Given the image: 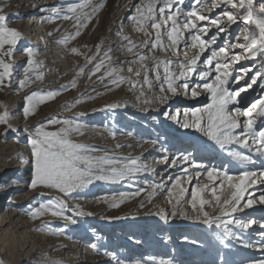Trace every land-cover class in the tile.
I'll use <instances>...</instances> for the list:
<instances>
[{"label": "rangeland", "instance_id": "rangeland-1", "mask_svg": "<svg viewBox=\"0 0 264 264\" xmlns=\"http://www.w3.org/2000/svg\"><path fill=\"white\" fill-rule=\"evenodd\" d=\"M3 1L9 4L8 8L11 14H0L8 18V26L10 28L19 30L22 35L13 50V57L11 58L13 66L12 72L14 70H18L19 72L13 75L10 81L5 82L6 86L0 87V105H3V107H0V115L6 110L9 113L10 123L12 125V117L14 116L13 107L17 103V101H14V94H18L20 91L16 89L19 86L16 85V77L20 74L21 70L26 69L28 61H19L18 63L17 60L18 56L20 53L22 54L25 48H33V51L35 49L34 53L40 54H37L38 56L34 55L32 59L40 64V67L36 68L35 72L43 73L44 79L42 82L38 81L33 83L40 88L29 89L30 91H28L27 94L21 95L23 98L19 97L20 102L22 103L25 97L33 92L43 91L46 93L62 88L64 90L54 99L38 105L40 111L34 119L38 123L34 122L31 126L26 127L24 129L25 132L20 128L16 129V127L12 125L16 131L9 130L7 135H5V126L0 125V134H2V136H0V145L8 142L10 139H14L18 142V136H15V134L19 135V133H24L25 140L21 143H26L30 145L31 148L29 138L33 135L34 128L41 123L46 124L49 119L53 118L71 119L87 125L86 131L87 128H94L100 124V122L96 121L98 118L104 120L105 118L118 117L117 124L114 126V132L120 133L121 130H133V138L140 139V142H133L132 145H137L138 147L130 149L131 151L128 153L131 157L129 158H138L145 164L149 163V168L151 167V169H154L157 161L160 166L155 173L150 171L148 172L149 176L145 175L143 179H145V182H149L148 186L154 184L161 185V187L155 189V195L152 191L150 194L152 197L151 199H149L150 195L147 197V201H150V204L146 205L148 208H141L142 213L136 212L127 214L128 216L126 217L128 220H126V217L122 219L124 214L120 213V209L116 210L115 207L111 206L112 202L110 197H106L107 202L106 198H104L105 195L110 196L111 193L120 194V192L126 188L125 186L129 184L128 181L123 182L122 185H118L120 181L109 182L111 184H106L108 182L105 181H94L86 189L74 192L69 197H64L63 194L56 190H51L58 193L60 198L66 199L69 202L72 201V206L78 205L85 215L74 216V213L70 212L71 210L67 211L65 215L70 217L74 216L77 220L76 224L64 223L66 222L65 220L55 217L61 222L53 221L48 223V228H45L43 231L40 230L41 233H45L44 240L47 241V239L55 237L60 243L63 242V240H66V242H69V240L70 242L72 240L75 241L77 250L74 252L76 253V255H74V264H99L103 261L108 262L106 254H112L116 264H118V260H123L125 264H136V262L145 264V259L148 254H151L152 257L156 259V264H160L161 261H163L164 264H262V262H264V248L261 247L260 233H264V229H256L260 224H264V204L259 202V197L264 195V183H261V181L264 180V176H259L261 172H264V156L259 155L254 150L249 151L247 147L236 143L227 145L222 149L204 133L195 128L184 129L177 123L176 119L171 118L167 120V115L165 114L169 113L170 109L173 111L172 116H175L176 113L179 112V119L183 122L185 111L189 112L188 119L191 120L193 119L191 117L192 110L203 109L210 104V93L202 87L197 86L203 85L204 83H214V77L217 74L215 71L211 72L207 80H201L199 76L201 72L208 71L205 61L206 58L210 56L211 49L236 43L238 37L239 42H243V30L248 28L250 31L258 34L259 30L256 25L254 23L245 25L243 21L238 18L237 23L231 25L224 33L217 34V30L214 27L209 28L207 35L203 38L207 40L216 34L217 40L211 45L208 51L203 53L200 61L197 63L195 72L188 74L189 88H195L199 92L198 97H191L190 92L185 94L183 88L178 89V95L171 96L166 91H160L162 83L165 89H167V84L163 82V64H161L159 68L160 79L158 80L156 77V71L154 70L156 61L183 60L185 52L191 57L195 54L196 50L191 48L185 49L183 47L184 40H182L181 47L178 51L171 48H169L168 51L162 49H157L155 51L150 50L155 39V30L149 25L147 27L149 35L146 36L136 30V24L130 19V17L135 14L136 6L141 3H147L148 0H90L91 5L103 4L104 7L92 14L90 22L87 23L85 28L81 29V35L75 40H71L67 45H62L58 43V41L75 32V21L58 19L53 23L49 22V15L54 6L62 8L63 12H66L69 6L85 3V0H44L46 4L42 6H40V3L43 2V0ZM52 1H55V3L48 4V2ZM27 2L28 6L25 8L26 5L23 4ZM34 4L37 12H39L41 8H46L49 13L42 15H36L34 12H32L33 14L22 13L24 10L33 9ZM262 4H264V0H254V9L257 15H264V13H259V7ZM183 7H192V0H185ZM224 10L235 11L230 6H221L204 14L215 18ZM82 12H91V7L83 9ZM28 16L36 17L37 19H35V21L38 20V22L42 23L43 28L41 30L45 37L42 44H45V46L38 47L36 45H31L38 42L36 38L41 39L39 38L41 30L36 32L38 35L35 37V40L30 41V39H33V34L31 35L32 29L27 30V27L31 24L24 25L26 23H23V20H26ZM15 22L18 23L16 24ZM22 26L26 28L22 30ZM180 27L187 38L188 30L183 28L182 21ZM57 29L60 31L62 29L64 30H62L63 32L61 31L59 35H54ZM49 33H51V35H49ZM61 34L62 38H60ZM125 36L129 37V40L139 45V47L134 48L131 52L127 51L129 42L123 39ZM162 40L164 41V47H168L170 42L167 40L166 32L162 36ZM47 42H49V44L46 46ZM51 43H54V45H51ZM187 43L190 44V39L187 40ZM97 45H101L100 54L96 57V60L89 64L86 61V57H92L96 54ZM72 47H76L81 54L77 55L71 53L70 49ZM231 51L241 53L242 49L236 48ZM106 52L111 59L104 56ZM138 55H143L146 59L141 62L137 59ZM102 58L104 59L105 67L101 69L100 73L92 75L89 79L88 76L94 64L99 62ZM214 64L215 61L213 62V67ZM113 66L122 70L114 74L123 77L125 80V82L119 86L110 83L112 77H106L103 81H99L98 79L100 75L110 70ZM81 67H84V74L78 75V71ZM129 67L133 69V72L127 71ZM244 69H248V71L245 73V71H243ZM171 70L173 72L180 71L176 64L172 65ZM229 70L231 71V76L228 77V84L226 87L229 91H239V96L236 97L238 103L229 104V110L239 108L241 111H247L251 109L256 119L254 129L257 132L264 130V115L255 116L256 109L252 107L257 101H264V86H262L264 85V76L255 77L256 82L252 83V79L256 72L259 71L264 73V57H257L256 59L242 57L238 62L232 63ZM136 71H139L140 75H135ZM145 76L148 77V80L151 82L150 84L144 83ZM73 80H76V88L71 87V82ZM97 80L98 83L94 84ZM131 83H135L137 87H131ZM177 83L182 84L183 81L180 80L177 81ZM248 84H251L250 88H246ZM244 88H246V90L241 91V89ZM166 95L168 99L160 102L161 97ZM78 99L81 100V102L78 104L74 103V101ZM199 99H201L202 102L195 105L194 102H199L197 101ZM187 101L191 102L187 104ZM113 104L119 105V107L114 109H109L107 107ZM156 106L158 110L155 109V113H149L150 109H154ZM18 108H20V106ZM50 109L51 111L48 113ZM94 111L99 113V115H92L93 117L89 116V114H92ZM130 118L138 120V122H131ZM150 118H152V120L154 119V121H149L148 119ZM237 119L240 121V124L235 131L236 133H242L245 131V121L247 117L237 114ZM120 122L123 123L120 125ZM60 127L61 125L46 124L45 131H57ZM110 128L112 129V127L107 126L103 128V130L109 131L108 133L110 134L113 132ZM85 131L83 137L74 133L71 136V140L74 143L83 144L89 149H96V151L92 152L100 151V149L110 153L117 149L125 150V147L117 148L113 146V144H108L109 146H106V144L104 145V143H102L103 140L101 141L98 137L91 139L90 137H92L93 134H89L88 136L85 134ZM138 135L141 138H137ZM144 140L147 142L156 141L152 147L147 148V155L150 156V161L146 159L145 152L142 153V149L145 148L142 144ZM126 141L130 142L128 139ZM249 144H251V140H249ZM163 149H167V152L163 151ZM230 151L240 152L249 156L251 162L241 163L235 160L229 154ZM91 153H89L91 156H105ZM181 153H191L192 158L198 165L227 171L228 174L233 176H238L244 171L257 173L259 178L255 176L252 177L255 183L245 193L246 199L250 196L255 201L253 207L250 209L246 207L232 214L234 217L244 221L255 220L256 223L245 230H241L236 227L235 224H229L228 228L232 236L226 237L224 236L223 228L216 227L215 224L209 227L201 221L193 219L192 217H195L196 213L193 211L190 203L185 204L182 202L181 205L178 206L177 211L174 205L178 195V189L173 185L177 177H184L185 174L183 169L188 167V165L180 163L172 166V161ZM0 154L2 153L0 152ZM143 155L144 157L141 158ZM114 156L117 155H113V157ZM165 157L166 159H164ZM3 158L6 159L7 157L3 156ZM14 158L13 160H16L17 164L16 168H18L24 157L21 154L19 157L15 156ZM179 166H181L180 169L174 171V169ZM170 169L173 171L169 172ZM197 171L203 172L204 169L189 168V174L193 176L191 183L186 179L181 180L182 187L188 189L185 199H190L191 190L197 183V178L195 177ZM31 172L32 170L27 178V186H29V182L32 178ZM134 178L135 177L129 178V181ZM135 179L139 180L141 177L136 176ZM199 183L201 185L208 184L209 186L212 184L205 176L199 177ZM216 183L219 184V181ZM1 184L2 183H0V185ZM102 187H106L107 189H101ZM27 189L29 190V188ZM149 189L150 187L148 190ZM169 190L171 191V196L169 195ZM219 193L220 189H218V194ZM205 198L210 200L213 199L211 192H206ZM53 199L58 198L53 195L31 197L25 207H37L40 203H47ZM246 199L242 201V203H245ZM35 200L36 202L32 203ZM90 200L93 201L91 202ZM144 202H146V200ZM144 202L141 203L140 201H136L134 206L139 208ZM6 205L7 203L3 202L2 207ZM90 205L92 207L89 208ZM206 210L212 213L213 216L219 215V210L217 209L216 212H213L211 205H206ZM173 211H177L176 216H172ZM181 212L188 213L189 218L185 219L180 214ZM159 213H166L169 219L165 221L161 218ZM141 218L142 221H138ZM228 218L229 217H224V219ZM139 222L145 224H139ZM147 224L148 226H146ZM56 229H62L63 231L53 234ZM90 230H95L96 232L89 233ZM149 230L152 234L148 233L150 232ZM123 238L125 240H123ZM221 238H223V243L221 242ZM98 239L100 241H98ZM182 241L184 243L180 246L179 243ZM240 241H245L251 246L245 247ZM134 242L137 243L134 244ZM92 244H95L99 251L92 249L90 247ZM41 246L42 244L38 237L35 240L33 253L26 259V262L22 263L21 259L16 262V259L19 257L17 254L27 251V245L23 246V248H25H22L23 250L20 249L21 253L18 252L13 258H9L8 256L10 260L6 257V254H4L6 250L1 248L0 245V253L2 252L0 254V264H38L34 263V260L42 261L45 259V253L48 255L54 253L53 251L39 252V250L42 249ZM88 247L90 249L87 250L86 248ZM58 256L57 253L55 257L58 258Z\"/></svg>", "mask_w": 264, "mask_h": 264}, {"label": "snow or ice", "instance_id": "snow-or-ice-1", "mask_svg": "<svg viewBox=\"0 0 264 264\" xmlns=\"http://www.w3.org/2000/svg\"><path fill=\"white\" fill-rule=\"evenodd\" d=\"M185 0H148L147 3H141L136 6L135 14L130 19L136 24V30L149 35L147 27L150 25L155 30V39L152 44L151 51L162 49L168 51L169 48L178 51L181 47V42L184 40L183 47L185 49H195L194 55L189 57L187 52L184 53L183 60H167L156 61L154 70L156 71V77L159 80V68L163 64L164 78L163 82L167 84V89L161 85L160 91L167 92L171 96L178 95V89L183 88L185 94L190 92L191 97L196 98L199 92L193 88H189L188 74L194 73L198 61L204 52L208 51L212 44L217 40V35L214 34L209 39L203 37L207 35L209 28L214 27L217 30V34L224 33L227 29L236 24L238 18L243 21L245 25L254 23L259 32L254 33L248 28H245L242 32L243 42H239V37L236 43H231L227 46H221L219 48L211 49L210 56L206 58V65L208 71L201 72L199 74L201 80H207L212 71L217 74L214 77V83H204L197 86L202 87L208 93H210L211 103L203 109H194L191 111V117L189 120V112H184V120L180 121V113L177 112L175 116L170 113H165L169 118L176 119L177 123L184 129L195 128L198 131L204 133L209 139L213 140L217 145L224 149L227 145L236 143L244 147H247L249 151H255L261 156H264V130L256 131L254 125L256 119L251 109L247 111H241L239 108L229 110V104L238 103L236 97L239 96V91H229L226 85L228 84V77L231 76L230 65L238 62L242 57L256 59L257 57H264V15H257L254 9V0H192V7L184 8ZM221 6H230L235 11L224 10L218 17H211L205 15L206 12H211L213 9ZM91 7V12H82L83 9ZM103 4L91 5L90 0H85V3L71 5L67 8L66 12L61 11L59 7H53L49 15V22H55L58 19L74 20L75 32L65 38H62L58 43L67 45L71 40H75L81 35V29L87 26L90 22L92 14L97 12L100 8H103ZM242 10V13H241ZM0 9V13H2ZM259 13H264V4L260 5ZM183 24V28L188 30V37H185L184 31L181 30L180 24ZM167 35V40L170 42L168 47H164V41L162 36ZM21 32L17 29L10 28L8 26V18L0 14V87L6 86L5 82L10 81L12 77V63L13 50L17 42L21 39ZM51 35V33H49ZM125 41H128L127 51L131 52L139 45L131 42L129 37H123ZM190 39V44L187 40ZM7 46V47H6ZM240 48L241 53L232 52V49ZM101 45L96 46V54L92 57H86L87 63L91 64L96 57L99 56ZM30 59L27 61L25 69V79L19 82V89H25L30 84L35 82H42L44 79L43 73L35 72V69L40 67V64L32 57L34 51L31 48L25 50ZM71 53L81 54L76 47L70 49ZM104 56L108 59L111 57L106 52ZM7 58V59H6ZM137 59L143 62L146 58L143 55H138ZM215 61L214 67L213 62ZM176 64L180 71L173 72L171 70L172 65ZM105 67L104 59L94 64L93 69L90 71L88 78L92 75L100 73L101 69ZM122 71L113 66L110 70L98 77L103 81L106 77H112L110 83L119 86L124 83L123 77L114 75ZM128 72H133V69L129 67ZM245 73L248 69H244ZM31 74V75H30ZM84 74V67H81L78 71V75ZM135 75H140L139 71L135 72ZM264 76V73L256 72L252 83H255V77ZM239 79V78H238ZM182 80L183 83H177ZM144 83H151L148 77L145 76ZM264 86V85H262ZM71 87L76 88V80L71 82ZM131 87L136 88L135 83H131ZM251 84H248L246 88H250ZM241 89V91L246 90ZM64 90H52L48 92H33L25 97L26 105L23 108V115L25 118L30 115H34L36 108L39 104L46 103L58 95ZM168 99V96L161 97V101ZM81 100H76L74 103L78 104ZM3 107V105H0ZM109 109L119 107V105H109ZM256 109L255 116L264 115V101H257L252 106ZM237 114L247 117L245 121V131L242 133H236V129L240 124L237 119ZM206 115V122H205ZM46 124L61 125L57 131H45ZM41 123L34 128L33 135L30 136L29 142L31 144V162H32V178L29 182V189L35 190L37 188H46L49 190H56L63 194L64 197L71 196L72 193L86 189L94 181L105 182H119L125 179L133 178L141 172H154V169H150L149 166L143 163L140 159L132 158H116L113 156H91L89 152L96 151V149H89L83 144L74 143L71 140V136L75 134H84V130L87 125L81 124L71 119L53 118L47 122ZM0 125L5 126L4 134L7 135L9 130L16 131L10 123L9 113L5 110L0 115ZM110 135L115 137L116 133L111 132ZM131 135V133H129ZM251 140V144H249ZM155 144L156 141H151ZM117 147H120L117 145ZM167 152V149H163ZM229 154L237 161L241 163H248L250 157L240 152L230 151ZM166 159V157L164 158ZM184 163L188 167L183 169L184 177H177L174 183V187L178 189V195L175 199L174 207L177 208L181 203H190L193 211L196 213L193 219L201 221L202 223L211 227L213 224L216 227H221L224 230V236L230 237L228 225L235 224L236 227L241 230L248 229L252 224L256 223L255 220L244 221L242 219L234 217L232 214L237 211L243 210V208L253 207L255 201L249 196L245 198V193L255 183L252 177L264 176V172H261L259 176L255 172L244 171L238 176L228 174L227 171L217 170L214 167L198 165L192 158L191 153H181L178 157L173 159L172 166L176 164ZM189 168L200 169L204 171H197L195 177L197 178L196 185L192 188L190 199H185V195L188 193V189L182 187L181 180L186 179L189 183L192 182L193 176L189 174ZM205 176L212 184L201 185L199 183V177ZM219 181V184L216 182ZM264 183V180L261 181ZM153 194L156 188H160L161 185H153ZM218 189L220 193L218 194ZM206 192H211L213 199H206ZM140 194V191L131 193H120V202L126 197H134ZM171 196V191L169 190ZM151 195L149 199H151ZM242 203V201H245ZM111 206L118 207L119 203L116 201L115 196L111 198ZM107 202V198H106ZM171 202V201H170ZM259 202L264 204V195L259 197ZM206 205H211L212 211L219 210V215L213 216L212 213L206 210ZM71 210L74 216H83L85 213L80 210L79 206H70L65 199H53L47 203H40L37 207L29 208L27 215L33 220L40 219L45 215H51L65 220L67 223L76 224L77 220L73 217L65 215L67 211ZM177 211L172 212V216L177 215ZM185 219L189 218L188 213H180ZM90 215V214H89ZM161 218L167 221L169 219L166 213H159ZM224 217H229L224 219ZM264 228V224L260 225ZM49 225L45 222L39 230L43 231L48 228ZM62 229H56L53 234L62 232ZM261 247L264 248V233H260ZM223 243V238H221ZM245 247H249L247 242L240 241ZM90 247L96 251H99L95 244ZM54 264V262H52ZM118 264H125L123 260H118ZM139 264V262H136ZM155 264V260H153ZM160 264H164L163 261ZM264 264V262H262Z\"/></svg>", "mask_w": 264, "mask_h": 264}, {"label": "bare ground", "instance_id": "bare-ground-1", "mask_svg": "<svg viewBox=\"0 0 264 264\" xmlns=\"http://www.w3.org/2000/svg\"><path fill=\"white\" fill-rule=\"evenodd\" d=\"M51 3H55V1L48 2V4H51ZM45 4L46 3H44V0H43V2L40 3V6L45 5ZM8 5H9L8 3L4 2L3 0H0V9L3 10L2 13L11 14L9 12L10 9L8 8L9 7ZM23 5H26L25 6V8H26L28 6V2L23 4ZM35 8L36 7L34 4L33 9L31 8V10L30 9L24 10V11H22V13L34 12V13H36V15H42V14H48L49 13V11L46 10V8L39 7V8H41L39 12H37V10H35ZM39 8H38V10H39ZM60 9H61V11H63L62 8H60ZM35 19H37V18L36 17L34 18L32 16H28V17H26V20L25 19L23 20L24 21L23 23H26L24 25L31 24L30 26L27 27V30L32 29L31 35L33 34V39H30V41L35 40V37H37V35H38V33H36V32L40 31L43 28L42 23L38 22V20L35 21ZM15 23L17 24L18 22H15ZM21 28H22V30H24L26 27L22 26ZM57 30L55 31L54 35H59L61 33V31L64 29H62L61 31L60 30L57 31ZM66 31H68V30H66ZM51 37H50V39H51ZM39 38H41V39L36 38V41H38V42L40 41L39 44H38V42L36 44L32 42L33 44H31V45H33V46L36 45L38 47L45 46V44H42V41H44V38H45L42 30H41V33L39 35ZM60 38H62V34H61ZM47 44H49V42L46 43V46H47ZM51 45H54V43L53 44L51 43ZM26 49L27 48H25V50ZM31 49H33V48H31ZM25 50L22 52V54L20 53V55L18 56V60H17L18 63H19V61L25 62V61L29 60L30 57L27 55V52ZM34 51H35V49H34ZM37 54L40 55L39 53H37ZM37 54L34 53V55L38 56ZM17 72H19V71L14 70L12 72V76L15 75ZM16 78H17L16 85H19V82L21 80L25 79V70L24 69L21 70L20 74ZM99 81H101V80H99ZM96 83H98V80L94 82V84H96ZM35 88H40V87L37 86L36 84L32 83L28 87H26L25 89H22V90L19 89V86L16 88V89L20 90L18 92V94L17 93L14 94V101H17V103L13 107L14 116L12 117V125H14L16 127V129L20 128L22 131H24V129L26 127H29L34 122L35 123L37 122L34 119L37 116V113L40 111L39 107L37 106L36 112L34 115H30L29 117L25 118L23 115V108L26 105V100H23L22 103L19 100V97H21L22 94H27L28 91H30L29 89H35ZM21 98H23V97H21ZM206 100H207V98H206ZM197 101H199V102H194L195 105L202 102L201 99H199ZM190 102L187 101L186 103L188 104ZM19 106H20V108H18ZM51 109L48 111V113L51 111ZM155 109H157V106L154 109H150L149 113H155L154 112ZM166 109H168V108H166ZM169 113L172 115L173 111L170 109ZM92 115L96 116V115H99V113L94 111L92 114H89V116H92ZM18 118H19V120H18ZM105 119L104 120L99 119V118L96 119V121L100 122V124L94 128H87L86 131L84 130L85 134H87L88 136H89V134H93V136L90 137L91 139H95L96 137H98L99 139H101V141L103 140L102 143H104V145L106 144V146H109L108 144H113V146H116V147H117V145H119L120 147H117V148L125 147L124 148L125 150L117 149L116 151L110 153V152H107L103 149H100V151L92 152V153L89 152V153L94 154V155H112V156L117 155L114 157H121V158L131 157V156H129L128 152H130L131 151L130 149H133V147H135V148L138 147L137 145H132V144L134 141L140 142V139H134L133 138V136H132L133 130H131V131L121 130L120 133H116L115 137L113 138V136L108 133L109 131H105V130H103V128H106L107 126L112 127V129L111 128L110 129L114 132V126H116L117 120L119 118L115 117V118H108L106 120ZM150 119H148V120L154 121V119L153 120H152V118H150ZM166 119L170 120L171 118H169V116L167 115ZM130 121L136 122V123L138 122V120H134L131 118H130ZM122 123L123 122H120V125ZM140 124H142V123H140ZM142 125H144V124H142ZM129 133H131V135H129ZM0 136H2V134H0ZM15 136H18V142L15 141L14 139H10V140H8V142L2 143L0 145V152L2 153V154H0V183H2L0 185V243H1L0 245H1V248L6 250V252L4 254H6L7 258H8V256H9V258L10 257L13 258L18 252L21 251L20 249H22L23 246L27 245L26 248L28 250L23 251V253L20 252L21 254H17L19 257L16 259V262L21 259L22 263H24V262H26V259L29 258L30 255L33 253V249L35 246V240L39 237V240L41 241V244L43 246V247L41 246L42 249H40L39 252L53 251L54 253H52L50 255L45 253L46 256H44V258H45L44 260H42V261L41 260L40 261L34 260V263L52 264V262H54V264H74L75 263L74 255H76V253H74V252H76L75 250H77V244L75 241L72 240L70 242V240H69V242L67 241L68 242L67 243L66 240H63V242L60 243V241L56 240L55 237L47 239V241H46V240H44L45 233H41L39 230L41 228V226L43 225V223H45V222L51 223L53 221H56V222H58V221L61 222V221L55 217H52L51 215H45L42 218L36 219V220H33L29 215H27V212L29 211L30 206H27V207H25V206L31 197L34 198L37 196L43 197V196L53 195V196H57L58 199H62V198H60L58 196V193L51 191L49 189H46V188H37L35 190H30V189L28 190L27 189V188H29V186H27V183H26L27 178L29 176L30 171L32 170V162H31V155H30L31 148H30V145H27L26 143H21L22 141L25 140L24 133H21V134L19 133V135L15 134ZM79 136L83 137L84 135L79 134ZM124 137H126V138H124ZM137 138H141V137L138 135ZM127 139L130 140L131 143L129 141H126ZM142 144L145 147L142 149V151H143L142 153L145 152L144 153V154H146L145 157L147 160H149L150 156L147 155V153H148L147 148L152 147L153 144L151 142H147L146 140H144V142ZM145 149H146V151H145ZM154 153H159V152H154ZM21 154L23 155L24 159L20 163V166L18 168H16V166H17L16 160H13V158L15 156L19 157V155H21ZM3 156H6L7 158L4 159ZM143 157H144V155L141 158H143ZM158 163H159L158 161L155 163V166H154L155 171H157L160 167ZM147 165L149 166V163H147ZM181 166L174 169V171L180 169ZM150 169H151V167H150ZM155 171L153 173H155ZM172 171L173 170H171V169L169 170V172H172ZM145 175L149 176V173L148 172H141L140 174L136 175V176L141 177V179L136 180L135 179L136 176H135V178L133 180L129 181V179H125V180L120 181V183L118 184V185H122L123 182L128 181L129 184L127 186H125L126 188L124 190H122L120 193H122V192L123 193H131V192H136L139 190L140 191L139 195L134 196V197H126L122 202H120L119 194H112L111 193L110 196L109 195L104 196V198H106L107 196L110 198L115 196L116 201L119 203V206L121 207L120 208L118 206L115 208H116V210L120 209L119 210L120 213L124 214V217L122 219H124L126 216H128L127 214H130V213H136V212L142 213L141 208L142 209L148 208V206H146V205L150 204V201H147L148 200L147 197L152 193V191H153L152 186L154 184L148 186L149 182H145V179H143V176H145ZM106 184H111V183L108 182ZM110 186H112V185H110ZM149 187H150V189L148 190ZM101 189L106 190L107 188L102 187ZM145 200H146V202H144ZM90 201L92 202L93 200H90ZM136 201H140L141 203L144 202V204L142 206H140L139 208H137L134 206V203ZM3 202L4 203L6 202L7 205L2 207ZM35 202H36V200L32 203H35ZM67 203L70 206H72V204H73L72 201L71 202L67 201ZM90 207H92V206L90 205L89 208ZM247 209H250V208H247ZM107 210H110V209H107ZM116 210H115V212H116ZM70 212H72V211H70ZM84 217H87V216H84ZM126 220H128V218ZM138 221H142V218L139 219ZM64 223H67V222H64ZM139 224H145V223L139 222ZM260 225H259V227H257L256 230L264 229ZM146 226H148V224ZM145 230H147V229H145ZM92 232H96V231L95 230L89 231V233H92ZM148 233L152 234L151 231ZM123 240H125V239L123 238ZM98 241H100V240L98 239ZM136 243L137 242H134V244H136ZM182 243H184V242L182 241L181 243H179V245L181 246ZM135 247H138V246H135ZM86 249L88 250L90 248L88 247ZM57 253L59 255L58 258L55 257L57 255ZM53 255H55V256H53ZM111 255L112 254H106V258H108V262L103 261L102 263H99V264H116L113 260V255L112 256ZM153 260L156 261V259L154 257H152L151 254H148L147 258L145 259V261H146L145 264H153ZM1 263H2V260H1ZM155 264H156V262H155Z\"/></svg>", "mask_w": 264, "mask_h": 264}]
</instances>
